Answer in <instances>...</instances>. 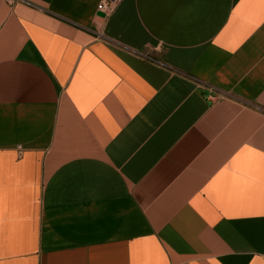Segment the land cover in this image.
I'll return each mask as SVG.
<instances>
[{"label": "crops", "instance_id": "1", "mask_svg": "<svg viewBox=\"0 0 264 264\" xmlns=\"http://www.w3.org/2000/svg\"><path fill=\"white\" fill-rule=\"evenodd\" d=\"M101 1L0 0V264H264V0Z\"/></svg>", "mask_w": 264, "mask_h": 264}, {"label": "built area", "instance_id": "2", "mask_svg": "<svg viewBox=\"0 0 264 264\" xmlns=\"http://www.w3.org/2000/svg\"><path fill=\"white\" fill-rule=\"evenodd\" d=\"M6 1L12 4V3H15L19 0H6ZM116 6H117V4L114 2H111L109 0H102L98 9H99V12H101L104 15V19H105V18L109 17L114 12ZM103 36H104L103 32L97 33L98 38H103ZM208 98L212 101H215L218 99H225V98H227V95L224 93H218V92H216L215 89L210 88Z\"/></svg>", "mask_w": 264, "mask_h": 264}, {"label": "water", "instance_id": "3", "mask_svg": "<svg viewBox=\"0 0 264 264\" xmlns=\"http://www.w3.org/2000/svg\"><path fill=\"white\" fill-rule=\"evenodd\" d=\"M102 16H104V15H102Z\"/></svg>", "mask_w": 264, "mask_h": 264}]
</instances>
